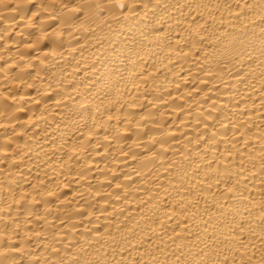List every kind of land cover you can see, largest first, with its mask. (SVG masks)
<instances>
[{
  "label": "clouds",
  "instance_id": "1",
  "mask_svg": "<svg viewBox=\"0 0 264 264\" xmlns=\"http://www.w3.org/2000/svg\"><path fill=\"white\" fill-rule=\"evenodd\" d=\"M0 23V264H264V0Z\"/></svg>",
  "mask_w": 264,
  "mask_h": 264
},
{
  "label": "bare ground",
  "instance_id": "2",
  "mask_svg": "<svg viewBox=\"0 0 264 264\" xmlns=\"http://www.w3.org/2000/svg\"><path fill=\"white\" fill-rule=\"evenodd\" d=\"M33 10H34V8L30 9V8H26V7H21L19 9L17 15H9V16H6L5 19L9 22L15 23L16 21H18L20 19V17H27V16L31 15ZM0 30L7 31V28L5 27V25L3 23H0ZM27 35L32 40H35L37 38V32L35 30L29 31L27 33ZM14 38L15 37H11L10 39H14ZM49 44H50V46H55L54 41H50ZM9 63H10V61H7V60L0 63V70H8L9 75L13 79H27V78H30L32 76L31 72L23 73V72L17 71V69H15V68L8 69ZM11 108H12V106L8 105L7 103H0V110H11Z\"/></svg>",
  "mask_w": 264,
  "mask_h": 264
}]
</instances>
